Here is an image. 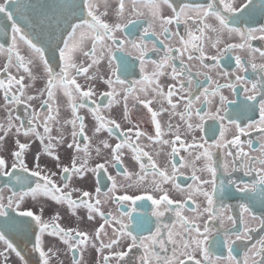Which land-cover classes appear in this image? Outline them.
I'll list each match as a JSON object with an SVG mask.
<instances>
[{
	"label": "snow or ice",
	"instance_id": "1",
	"mask_svg": "<svg viewBox=\"0 0 264 264\" xmlns=\"http://www.w3.org/2000/svg\"><path fill=\"white\" fill-rule=\"evenodd\" d=\"M141 5L146 10H141ZM31 7L30 0L0 3V20L10 22V33L5 31L4 35L11 39L7 48L0 43V54L7 52V62L0 70V93L7 113L6 122L0 121V147L6 146L9 137L13 146L10 165L0 155V243L4 246L0 261L8 264L9 254L14 253L21 264H29L11 234L31 229V251L37 255V264H51L53 256L58 257L46 236L66 246L71 264H85V252L91 251L100 257L96 264H264V49L252 43L257 39L264 41V23L257 26L255 21L257 11L264 16V0H244L239 6L237 0L180 5L174 0H117L115 8L110 0H80L78 4L71 0L47 10L41 6L40 24L48 30L47 45L37 42L31 30H26L30 21L21 26L25 18L21 12L27 13ZM165 8L171 10V15L163 14ZM110 15L115 19L109 21ZM172 25L176 26L174 31ZM236 37L239 43L229 42ZM20 42L31 55L21 53ZM209 47L215 54H209ZM237 49L245 50L247 57L236 55L235 72L226 70V54ZM133 53L136 63L130 59ZM78 57L84 59L78 63ZM192 61L210 71L220 69L218 75L226 82L219 83L207 72L194 74ZM146 66H151L150 72ZM134 74L142 78L128 79ZM200 75L204 76L203 82L197 79ZM165 76L172 83L163 85L161 78ZM80 77L92 83L82 85L78 82ZM26 79L33 88L39 79L43 87L29 93ZM97 81L108 88L99 94L101 103H97L93 87ZM225 89L231 91L233 98L223 94ZM61 93L70 111V118L63 123L59 119ZM130 98L135 101L134 106L146 110L151 133L132 121ZM37 100L38 109L33 106ZM121 101L122 118L131 125L126 129L115 118L102 114ZM82 109L94 118V135L107 132L118 142L113 145L101 138L93 149L85 117L80 114ZM249 113L258 118L254 115L242 125ZM165 114L169 117L166 127L162 123ZM177 117L179 122L173 124L172 119ZM56 124L60 127L54 136ZM69 126L71 139L64 134ZM229 127H235L238 134L223 143ZM182 129L184 135L191 136V143L182 138ZM249 130L259 134L258 149L253 148L252 139L247 140L248 147L261 153L259 157H250L243 150L241 136L250 135ZM217 133L219 140L214 139ZM166 135L174 139H164ZM142 139L171 149L170 168L159 165L144 150L139 143ZM177 144L185 151L192 150L190 161L184 157L177 161ZM229 145L238 148L235 154L228 152L233 157L231 166L227 162L218 164L212 148ZM126 148L139 165V174L134 182L118 185L109 169L121 174ZM61 149L68 154V163L64 162ZM93 151L97 156L106 153L103 162L94 166L90 164ZM30 154L32 168L26 162ZM45 157L56 171L41 166ZM198 161H202L200 167L196 166ZM183 167L193 170L187 190L177 182ZM237 172L242 175L235 176ZM89 174L94 181L92 190L78 187ZM122 174L132 180L127 170ZM149 175L153 177L151 181L147 180ZM103 180L110 182L106 191L102 189ZM165 185H172L183 198L173 199ZM4 188L10 192L6 199ZM130 188H136L138 194H129ZM197 198H203L204 204L197 203ZM231 199L238 201V211L225 203ZM25 201L37 206L38 211L22 207ZM46 201L65 209L71 217H79L89 227L97 217L102 222L91 230L65 228L60 224L64 217L58 210L49 220L44 219ZM109 202L117 206V214L103 210ZM258 208L262 210L259 215ZM185 210L194 215H184ZM169 214L174 222L171 217L164 219ZM145 232L149 234L144 235ZM254 233L260 235L254 238ZM134 249L140 250L138 255H132ZM214 249H226V254H216Z\"/></svg>",
	"mask_w": 264,
	"mask_h": 264
},
{
	"label": "flooded vegetation",
	"instance_id": "2",
	"mask_svg": "<svg viewBox=\"0 0 264 264\" xmlns=\"http://www.w3.org/2000/svg\"><path fill=\"white\" fill-rule=\"evenodd\" d=\"M3 0H0V3H2ZM29 0H25V3H28ZM30 2L33 4L34 2H36V7H34L32 5V8L27 12L24 13L23 11L21 12V16H24L25 18L21 20V26H23L25 23H28L29 21L31 22L30 27L33 28V35L34 38H39L42 36H45V39L47 40V28L46 27H41L40 21H41V6H44V9L47 10L49 7L51 6H55L57 4L60 3H68L71 2V0H60V1H56L55 3H48L45 0H30ZM75 2L78 4L80 2V0H75ZM184 2H192V3H206L207 0H174V3L177 5H180ZM244 2V0H237V6H239V4H242ZM111 6L112 8L116 7L117 4V0H110ZM141 10H146L143 8V6L141 5ZM104 7H103V3L100 4V11H103ZM165 16L171 15V10L165 8L164 9V13ZM69 19H72V17H69ZM107 19L109 21H112L115 19L114 15H110L109 17H107ZM255 21L257 22V26L259 23H264V16H262L259 11H257L256 17H255ZM10 22L5 21V20H0V43L5 44V47H9L11 45V39H10V35L9 36H5L4 32L8 31L10 33V29L7 27V25ZM173 31L175 30V25L170 26ZM157 31L159 32V27H157ZM181 32H183V26H181ZM209 35H211L209 33ZM163 37H161L162 39ZM57 39H59V36H57ZM229 42H233V43H239L240 40L238 37L232 39ZM253 45L255 47H260L262 49H264V41H261L259 39L252 41ZM19 47L21 50V53L23 55L29 56L31 55L29 49L27 48L26 45L23 44V42L19 43ZM221 47H223V45H221ZM208 52L209 54H215V50L211 49L210 47L208 48ZM49 55L51 56V52H49ZM118 55H121L118 53ZM236 55H240L242 59H245L248 55V53L245 50H240L237 49L236 51L226 54V57L223 61V64L226 66V70L235 72V64H234V57ZM134 56L135 53H133V57H131L130 59H133V62L136 63V61L134 60ZM153 58H158L155 55H153ZM83 57H78L77 58V62L79 63L81 60H83ZM7 62V52H4L2 54H0V70L3 69V66L5 65V63ZM257 62H259V58L257 57ZM53 63H55V60H53ZM208 63H211V61H208ZM103 68V66H101ZM149 70V72L151 71V66H146ZM190 68L191 71L195 74V73H204L207 72L209 75H211L213 77L214 80L218 81L219 83H225V79H223L220 75H218V73L221 71L220 69H215V70H208V69H204L199 65L198 61H192L190 62ZM13 74H15V69H12ZM90 71H95V69H92ZM170 71V69L168 70ZM136 73L139 72V68L137 66ZM23 74V73H21ZM243 74V73H240ZM250 78L253 76V74L251 73V70H249V74ZM142 78L140 75L134 74L128 77V79L130 80H134V79H140ZM197 79L201 82L204 81V76L200 75L197 77ZM78 82L81 83L82 85H86L87 83H92L89 81H86L84 77H80L78 78ZM161 82L163 85H168L170 83H172L171 79L168 76L162 77L161 78ZM26 84H29V93H34L36 89L43 87V81L41 80H37L35 81V87H31L32 82H30L29 80H25ZM93 87L95 88V91L97 93V97H96V101L97 103H101V101L99 100V94L103 93L105 91H108V88L106 85H104L102 82L97 81L93 84ZM223 94L226 96H229V98H233L231 91L229 89H225L223 91ZM242 98V95H241ZM107 97H105L104 103L107 102ZM216 102H218V97L216 98ZM39 100L37 101H33V106L37 107V109L39 108ZM129 115L132 119V121L134 123H139L142 127L143 130H145L146 132L151 133L153 131L152 126L147 122L148 120V116L146 114V110L143 109L142 106L139 105H135V101L130 98L129 99ZM58 104H59V108H60V116L59 119L61 121V123H63V121L65 119H69L70 118V111L67 109L66 107V98L63 96V94L61 93L58 97ZM55 107V104H54ZM153 107H158V105H153ZM215 105L213 106V110H214ZM123 101H121L120 104H114L113 107L110 110L105 109L102 114L105 115L106 117L109 118H115L118 122L122 123V127H124L125 129L130 127L131 125H129L125 120H123L122 116H123ZM16 112L13 111V115H15ZM22 114V113H21ZM81 116L85 117V123L87 125V135L91 138V145L93 147V149L95 148L96 144L98 143L99 139L103 138V139H108L109 143L111 144H115L118 142V140L115 137H108L107 132H104L101 134V136H96L93 133L92 130V123L94 121V118L92 117V115L90 113L87 112L86 109H82L80 112ZM256 116V118H258V115L256 114H252L249 113L248 117L244 118L242 120V125H246L249 120L253 117ZM6 116L7 113L5 111L4 108V101H3V97H2V93H0V121H5L6 122ZM169 120V117L167 114H165L162 117V123L165 125H167ZM173 124H177L179 122L178 117L177 118H173L171 121ZM209 124H211L212 122L209 121ZM226 123V122H225ZM60 124H56L53 128V135H57L56 132V128H59ZM182 131V138L186 139V141L188 143L192 142V138L190 135H184L183 134V129ZM250 135H243L241 136V140L244 142L242 144L243 150L244 152L249 153L250 157H259L261 155V153L257 150L254 151L253 148L258 149L259 148V144L260 141L257 139V136L259 135L255 130H249ZM71 133V128L70 126L67 127L65 129V135L68 136L69 139H71L70 136ZM238 134L237 130L235 129V127H229L228 130L225 132V140L223 143H226L227 141L233 139L234 135ZM197 137H199L201 134L199 132L196 133ZM164 139H174L173 136L171 135H166L164 137ZM215 140H219V133H217V136L214 138ZM248 139H252L253 140V148L248 147L247 145V140ZM77 140L79 141L80 138L77 137ZM214 142V141H213ZM139 143L144 147V150L149 151L154 159L157 160L158 164L161 165L162 167H169V160L171 159V149L165 145L163 147H161V145L159 144H150L146 139H142L141 141H139ZM83 147V144L81 145ZM12 142H11V137L8 138L7 144L6 146L0 147V155H3L9 162V165L12 162V157H11V150H12ZM38 147V144L35 145L33 147V153L36 151V148ZM177 148L179 149V155L176 157L177 161H180V157H184L185 161H190L192 159L191 156H189V151H185L183 148H180V146L177 144ZM238 148L229 145L228 147H221L219 149L213 147L212 148V152L214 153V157L216 158V161L218 164H222L224 162L229 163V165L231 166V162L233 157L228 156V152L231 151L233 154H235L237 152ZM157 153H159V155H157ZM67 153H65L64 149H61V156L64 159L65 163H68V159H67ZM106 155V153L104 154ZM104 155L101 156H97L96 153L93 151L92 153V159L90 161V164L92 166H94L96 163H102L103 159H104ZM81 156H83V153H81ZM26 162L28 164L29 168L33 167V155H28L26 157ZM237 163H239V161H237ZM202 165V161H198L196 162V166L200 167ZM41 166L42 167H47L53 171H56L54 165L49 162V160L45 157L42 159L41 161ZM257 167H259L257 165ZM127 170L129 173L132 174V180L129 181L122 173ZM121 174H117V169H113L110 168L109 169V173L116 179V182L118 185L124 184V183H129V182H134L137 179V176L139 174V165L136 163V161L134 160L133 154L131 153L130 149H125L124 150V158H123V163L120 166L119 169ZM192 168L191 167H183L180 168V171L178 173L177 176V182L181 184L182 187H184L186 190L189 188V186L191 185V181L189 179V177L192 175ZM199 174V173H198ZM219 174V173H218ZM235 176H240L242 175L241 173L237 172L234 173ZM204 176L206 177L207 174L205 173ZM57 179V182H59L58 178H54ZM153 179L152 176H148L147 180L151 181ZM158 179V177H157ZM244 179H248L247 177H245ZM3 181H0V184H2ZM93 184L94 181L91 179V174H89V178L83 182H80L77 186L78 187H82L85 190H92L93 188ZM107 187H110V182H108L107 180H103L102 181V189L104 191L107 190ZM167 189L171 190V197L173 199L176 200H180L183 197L172 187V185H165L164 186ZM117 194H122L121 192H117ZM129 194L135 195L138 194V191L136 188H130L129 189ZM10 195V192L7 188H4L3 191V196L5 197V199ZM156 195L158 196L159 193H156ZM101 199L103 200L104 197L101 196ZM238 201H236L235 199H231V200H226L225 203H230L233 205V209L234 211H238V209L235 208V205ZM144 202H138V204H143ZM197 203H201L202 205L204 204L203 198H197ZM22 207H30L32 208L33 211H38V207L34 206L33 203H29L28 201H25V204L22 205ZM43 207H44V213H43V217L45 220H49L50 217L52 216V213L54 211H59L61 213V215L64 217L63 220L60 221L61 226L65 227V228H76L79 227L81 229H89L91 230V228H95L96 226H98L102 221L99 219V217H97V220L94 224L91 225V227H89V224H86L85 222L81 221L79 219V217H71L69 216L68 212L65 209L62 208H58L54 203H52L51 201H46L43 202ZM125 207L127 208V205H125ZM151 208L150 202H149V210ZM103 210L105 212H112L113 214H117V206L114 203H106L103 207ZM127 210H130V208H127ZM261 211L259 208L257 209V214H261ZM84 212L81 211L80 212V216H83ZM184 215L186 216H193L194 213L189 212L187 210L184 211ZM171 217V214H169L168 216H166L164 219L165 220H169ZM151 219H155V218H151ZM174 217H171V221L174 222ZM230 225L226 224V227H228ZM179 228V226H178ZM154 230V229H153ZM149 233L145 232L144 235H148ZM254 238H256L257 236L260 235V233H254ZM11 238L13 239L14 243L16 244V246L22 251V253L25 255L26 259L28 260L29 264H37V255L36 253L31 251L32 248V241H33V232L31 229H24L23 231H19V232H15L11 234ZM46 241H48L49 246L53 249L54 252H56L58 254L57 256H53V258L51 259V264H71V253L67 252L66 246L63 245L62 243H60L57 239L53 238V237H45ZM4 246L2 245V243H0V250H3ZM47 250V248H46ZM214 251L216 252V254H226V249H214ZM140 252V250L134 249L132 255H138ZM9 260H8V264H21V262L18 260L17 257H15L14 253H10L9 254ZM100 257L99 255L95 252V251H91V252H85V264H96L97 261H99ZM0 264H3L2 261H0ZM112 264H116L115 261L112 262Z\"/></svg>",
	"mask_w": 264,
	"mask_h": 264
},
{
	"label": "water",
	"instance_id": "3",
	"mask_svg": "<svg viewBox=\"0 0 264 264\" xmlns=\"http://www.w3.org/2000/svg\"><path fill=\"white\" fill-rule=\"evenodd\" d=\"M47 1L48 3H55L56 1H60V0H45ZM31 3V2H30ZM34 6L36 7V2H34L33 4L31 3V6ZM26 30H31L32 34H33V28L30 27L29 29H26ZM37 40V42H42L44 43L45 45H47V40L45 39V36H42V37H39V38H35Z\"/></svg>",
	"mask_w": 264,
	"mask_h": 264
},
{
	"label": "bare ground",
	"instance_id": "4",
	"mask_svg": "<svg viewBox=\"0 0 264 264\" xmlns=\"http://www.w3.org/2000/svg\"><path fill=\"white\" fill-rule=\"evenodd\" d=\"M32 8V7H31Z\"/></svg>",
	"mask_w": 264,
	"mask_h": 264
}]
</instances>
